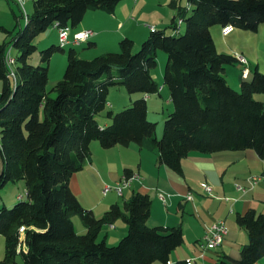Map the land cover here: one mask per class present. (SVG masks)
<instances>
[{"label":"trees","instance_id":"obj_1","mask_svg":"<svg viewBox=\"0 0 264 264\" xmlns=\"http://www.w3.org/2000/svg\"><path fill=\"white\" fill-rule=\"evenodd\" d=\"M121 1L33 0L31 13L21 14L23 28L13 33L0 26L9 36L0 43V190L23 181L26 192L25 200L18 197L13 207L0 208L5 246L0 264H167L183 244L180 227L146 225L147 194L134 193L123 209L113 204L100 218L79 202L69 180L90 159L92 142L103 149L136 144L179 175L182 160L193 152L252 150L264 159V101L256 99L264 96V73L254 69L238 90L232 88L225 69L237 60L216 51L210 32L212 26L256 32L264 24V0H186V6L171 0L177 13L167 29H151L137 49L124 37L117 52L89 60L69 49L61 80L47 90L48 63L64 48L39 51L35 66L36 38L55 26L75 28L90 11L113 14ZM11 47L13 71L6 58ZM158 51L166 55L162 85L172 109L160 136L145 99L160 96L161 84L151 74ZM112 87L134 95L117 113L106 111ZM104 111L109 124L102 127L98 116ZM122 178L130 180L131 171L125 169ZM73 216L84 233L75 231ZM118 219L126 225L125 236L115 246L98 240L102 227ZM235 223L248 238L239 259L222 257L213 264H256L264 258V212L249 208Z\"/></svg>","mask_w":264,"mask_h":264},{"label":"crops","instance_id":"obj_2","mask_svg":"<svg viewBox=\"0 0 264 264\" xmlns=\"http://www.w3.org/2000/svg\"><path fill=\"white\" fill-rule=\"evenodd\" d=\"M170 1L123 0L118 3L113 14L87 12L75 28H69V33L71 36L72 32L90 30L93 34L87 42L91 43L92 48L98 47L100 53L116 49L117 41L124 37L132 39L135 47H138L152 28L167 29L170 26L177 13L169 7ZM181 1L179 0L180 6L187 5L186 0L184 3ZM212 27L210 32L218 53L234 57L241 55L251 74L254 69L264 73L261 59L248 52L249 46L256 45L258 49L260 44H264V39L259 42L264 24L254 32L255 37H250L248 31L232 28L223 34V27ZM0 39L7 43L9 36L0 35ZM241 68L237 62L225 69L227 82L236 90L239 89L241 80L251 78L250 74L245 78L238 75L236 80L233 75L237 76ZM159 98L164 99L167 111L171 109L168 92L161 83L160 96L145 97L148 118L150 108H158ZM110 107L113 108L112 105ZM98 122L102 127L109 124L107 119ZM160 134L161 130L157 131V136ZM181 166L182 174L179 175L160 164L156 153L141 150L136 144L103 149L98 142H92L90 159L80 171L71 176L69 186L79 202L90 209L96 218H100L113 204L123 209L124 201L134 193L147 194L151 200V208L146 225L182 229L184 242L171 254L167 264H177L179 261H186V264H213L222 257L238 260L239 251L248 238L245 230L236 225L235 217L249 208L264 212V180L257 181L253 187L249 184L251 178L264 173V159H260L252 150L214 155L193 152L182 160ZM125 169L131 171L132 178L122 194H104L105 187H116L120 183ZM199 184L210 187L211 195H207L202 187L198 188ZM235 186L242 190H237ZM215 222L224 224L226 235L220 247L206 251L201 256L199 244L205 229ZM116 224L117 220L108 225L106 231H100L99 236L103 234L101 240L107 245L119 242L126 234V225L123 223L119 228ZM78 229L77 233L85 232L83 227ZM117 229L119 232L114 233ZM256 264H264V258Z\"/></svg>","mask_w":264,"mask_h":264},{"label":"rangeland","instance_id":"obj_3","mask_svg":"<svg viewBox=\"0 0 264 264\" xmlns=\"http://www.w3.org/2000/svg\"><path fill=\"white\" fill-rule=\"evenodd\" d=\"M154 1H156V0H154ZM32 2H33V0H24L23 4L21 6L17 0H1L0 1V26H4V28H6L7 30H9L13 33L17 32L20 28H23L25 25V22H24V19L21 18V14L25 17V15H29L31 13ZM181 2L184 3V0H182ZM213 27H217V26H213ZM184 29H185V25L182 23L181 26L179 27V33H183ZM0 33H1L0 35H2V37L3 36L5 37L6 34L3 31L1 32V30H0ZM167 33H170V31L167 30ZM248 35H251L250 37H252V36L255 37L254 32H249ZM260 35L261 36L259 38L260 39L259 42H261L262 39H264V32H260ZM8 41H9V39L6 40V42H8ZM0 43H4V41L0 39ZM88 43L89 42L86 41V42L82 43L81 45H77V46L66 45L63 49V52L56 51L52 55V57L48 63V83H47V87H46L47 90H50L52 87L55 86V84L58 81L61 80L63 72L66 68V61H67L66 55H67V51L69 49H73L77 53V56L81 59H84V60H89V59H92L99 54H102V53H100V51H98V49H99L98 47L96 49L92 48V47L88 48V45H87ZM118 43H119V40L117 41V44ZM58 44H59L58 43V33H57V30L55 28L48 29L45 33L41 34L35 40V46L37 47V50L31 59L33 64L35 66H37L39 64V59H40L39 51L44 50L45 48H47L51 45L58 46ZM138 47H135V49H137ZM107 50H110L108 52H117L118 46L116 47V49H107ZM248 52H250L251 55H254L255 58L261 59L262 63H264V44H262V46L260 44L258 49H256V45H253V47L249 46ZM8 53H9V58H15L16 57V51L14 48L11 47L8 50ZM221 54H223V53H221ZM156 62H157L156 67L152 70L151 74H152V78L157 83L161 84L162 79H163L164 68L166 65V55L163 52L158 51ZM9 66H10V69L12 71L16 68V66L14 64L9 65ZM251 66H253V64H251ZM248 74L251 75V72H249ZM238 75L241 76V74L239 73V74H237V76L233 75V77L234 78L236 77V80H238ZM0 91H1V89H0ZM131 98H133V100H134V95H129L126 92L124 87H112V88H110L109 93H108V97H107L108 105L106 107V111L111 110L114 113L122 111L125 108V105L127 106L128 104H130ZM256 99L264 101V96L258 95V96H256ZM110 105H112L113 108L110 107ZM157 106H158L157 109L150 108V110H149L150 111V118L153 121L156 120L158 122V123H156V130L162 131L163 120L166 117V115L172 109L168 112L166 110V106L164 104V99H160V98L158 100ZM106 111L102 112L98 116V121L106 119ZM260 180H264V179H260ZM201 185L202 184H199L198 188H200ZM237 187L238 186H235V188L237 190H239ZM250 187H253V186H250ZM114 190H115V187H112L107 192L109 195H111L112 193H114V195H119ZM240 190H242V189H240ZM18 197H22V200L26 199L25 185H24L23 181H16L12 184H8L0 190V208L3 207L4 204H5L6 208L13 207L14 204L19 201ZM72 222L74 224L75 231L79 230L78 228L82 227V225L80 224V222L76 216L72 217ZM116 225H118L120 228V225H123L122 220L118 219ZM107 228H108V225H105L102 227V230L106 231ZM116 232L118 233L119 229L114 231V233H116ZM102 236H103V234H101L99 236L98 240H101ZM117 243H118V241L116 243H112L114 245L110 244L108 246H115ZM4 247H5L4 246V238L2 235H0V260L4 256Z\"/></svg>","mask_w":264,"mask_h":264},{"label":"built area","instance_id":"obj_4","mask_svg":"<svg viewBox=\"0 0 264 264\" xmlns=\"http://www.w3.org/2000/svg\"><path fill=\"white\" fill-rule=\"evenodd\" d=\"M17 1L22 6L24 0H17ZM178 22H179V24L181 23V21H178ZM55 28H57L58 43H59V46L61 48H64L66 45H74V46L80 45V44L88 41L93 34L90 30H84V31L72 32L71 36H70L69 27H65V28L60 27L59 28V27L55 26ZM230 30H231V28L227 26V27L223 28L222 32H223V34H226ZM6 58H7L8 65L14 64V60L12 58H9V53H7ZM235 58H236L237 62L242 67L241 71H240L241 77L245 78L249 73V70L247 68V62L241 55H235ZM260 179H264V173H262L259 176L251 178L249 180L250 186L255 185V183L257 181H259ZM130 180H126L125 178L121 179L120 183L117 184L115 187V191L117 192V194H119V195L122 194V190L129 185ZM201 187L207 195H211L210 194L211 193L210 187H208L206 184H202ZM237 188L239 190L242 189L239 186ZM108 190H110V188L105 187L103 190V193L105 194ZM160 198L163 200V198L161 196H160ZM20 231H23V229H21ZM225 235H226V228L222 222H215V223L211 224L210 226H208L205 229L204 236H203V238L199 244L201 256L206 251L215 250L218 247H220ZM187 263H188V261H187Z\"/></svg>","mask_w":264,"mask_h":264},{"label":"water","instance_id":"obj_5","mask_svg":"<svg viewBox=\"0 0 264 264\" xmlns=\"http://www.w3.org/2000/svg\"><path fill=\"white\" fill-rule=\"evenodd\" d=\"M2 167H3V163H2V161L0 159V174H1V171H2Z\"/></svg>","mask_w":264,"mask_h":264}]
</instances>
